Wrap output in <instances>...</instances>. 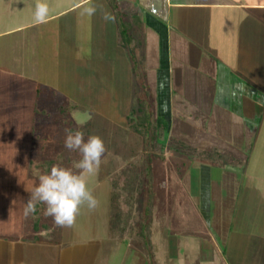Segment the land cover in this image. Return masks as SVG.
Segmentation results:
<instances>
[{"label":"crops","instance_id":"1","mask_svg":"<svg viewBox=\"0 0 264 264\" xmlns=\"http://www.w3.org/2000/svg\"><path fill=\"white\" fill-rule=\"evenodd\" d=\"M37 2L0 0V118L2 110L23 118L29 109L24 117L33 125L51 122L50 104L73 124L65 106L76 107L81 77L106 79L111 90L119 71H139L155 117L167 124L163 133L185 150L224 159L223 166L185 161L188 190L199 197L197 211L221 259L211 264H264V0H92V16L82 14L88 0H41L49 5L43 23L34 18ZM123 26L133 52L121 45ZM30 151L45 153L44 146ZM186 152L176 150L185 159ZM22 228L34 236L16 240L17 261L22 251L26 264H44L56 242L38 241L28 217ZM9 239L0 235V262ZM143 248L152 255L156 247ZM99 250H64L58 264H93Z\"/></svg>","mask_w":264,"mask_h":264},{"label":"rangeland","instance_id":"2","mask_svg":"<svg viewBox=\"0 0 264 264\" xmlns=\"http://www.w3.org/2000/svg\"><path fill=\"white\" fill-rule=\"evenodd\" d=\"M140 57L137 51L136 58ZM136 61L130 65L138 67ZM146 62L148 66L155 64ZM138 72L125 76L119 71L111 90L106 79L81 77L79 82L83 87L77 93L76 107L64 105L73 124L50 104L45 111L52 117L50 123L33 125L24 117L29 109L22 111L23 118L16 116L14 110L1 111L0 235L8 234L13 244H3L5 259L0 263L26 264L20 257L22 251L17 252L21 259L17 261L15 245L19 238L34 236L29 228H22L25 201L39 182L28 176L29 160L31 156L46 159L53 150L65 147L66 129L83 131L85 139L98 135L105 143L99 171L88 177V187L99 203L94 210L83 207L72 227H58L51 217L43 218L57 234L44 264H58V255L64 250L91 245L100 247L93 264H211L212 259L216 263L221 260L210 237L211 231L197 211L199 197L188 190L185 180L189 171L185 161L199 159L198 149L179 148L168 133L152 129L146 137L131 128L132 115L139 110L140 94L145 90V80ZM87 82L95 86L84 87ZM148 85L153 92V85ZM23 97L24 104L29 103L30 96ZM33 145L44 146L45 153L30 151ZM176 150L180 154L187 151L188 158H181ZM75 155L81 158L78 152ZM193 168L198 170V166ZM114 185L122 186L114 188ZM118 196L127 210L113 202ZM151 196L154 207L150 239L156 247L152 255L143 248L145 240L139 235Z\"/></svg>","mask_w":264,"mask_h":264},{"label":"clouds","instance_id":"3","mask_svg":"<svg viewBox=\"0 0 264 264\" xmlns=\"http://www.w3.org/2000/svg\"><path fill=\"white\" fill-rule=\"evenodd\" d=\"M97 5L92 0L82 6V14L92 16L97 11ZM49 14V5L38 2L35 5L34 18L43 23ZM103 18L111 21V13L104 12ZM64 146L80 154L76 164L78 171L59 165L52 166L50 172L39 177V182L31 191L25 203L23 214L25 218L36 212V204L46 205L45 215L52 218L58 227H72L83 207L94 210L99 201L88 187V177L98 173L101 160L106 152L103 139L98 135H91L85 139L81 130H65Z\"/></svg>","mask_w":264,"mask_h":264},{"label":"trees","instance_id":"4","mask_svg":"<svg viewBox=\"0 0 264 264\" xmlns=\"http://www.w3.org/2000/svg\"><path fill=\"white\" fill-rule=\"evenodd\" d=\"M121 45L128 47L131 52L134 51L135 45L132 44L133 40L130 36L129 31L126 27H121ZM139 98V110L133 113V117L130 121L131 128L138 135H143L148 137L150 130H155L159 132H164L167 130V124L165 120L161 117H155V114L152 110V100L151 95L147 91H143L140 94ZM151 100V101H150ZM155 136V134L153 135ZM153 138V137H152ZM179 148H186L182 144L178 143ZM199 157L201 159L209 158L219 165L223 166L224 159L221 158L219 154H211L209 156L208 153H200ZM229 162L233 164V161L229 158L227 159ZM79 158H76L75 152L68 150L67 148H60L59 150H53L50 153V157L47 160L42 158H36L31 160L29 167V176L32 179H39V177L43 174H47L50 172L52 166L59 165L62 167L70 168L73 171H78L76 169V164L78 163ZM150 169V166H149ZM122 185H114V188H121ZM113 202L121 206L122 197H116ZM122 210H127L123 205L121 206ZM154 203L153 197H150L149 204L147 205L144 213V221L141 224V235L145 240V246H151L150 239V228H151V216L153 211ZM46 206L43 203L36 204V212L28 217L29 223L33 226L34 230L40 233L37 237L38 241H43L47 243H54L56 241V231L53 227L45 224L43 222V218L46 216L45 213Z\"/></svg>","mask_w":264,"mask_h":264}]
</instances>
